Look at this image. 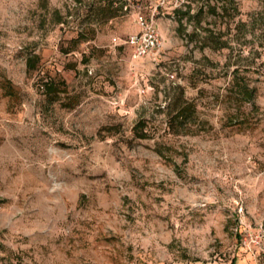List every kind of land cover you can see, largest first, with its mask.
<instances>
[{
	"label": "rangeland",
	"instance_id": "rangeland-1",
	"mask_svg": "<svg viewBox=\"0 0 264 264\" xmlns=\"http://www.w3.org/2000/svg\"><path fill=\"white\" fill-rule=\"evenodd\" d=\"M0 264H264V0H0Z\"/></svg>",
	"mask_w": 264,
	"mask_h": 264
},
{
	"label": "built area",
	"instance_id": "built-area-1",
	"mask_svg": "<svg viewBox=\"0 0 264 264\" xmlns=\"http://www.w3.org/2000/svg\"><path fill=\"white\" fill-rule=\"evenodd\" d=\"M138 24L140 31L132 35L126 44L132 48L134 58L141 59L154 55L160 49L162 39L154 17L139 15Z\"/></svg>",
	"mask_w": 264,
	"mask_h": 264
},
{
	"label": "trees",
	"instance_id": "trees-1",
	"mask_svg": "<svg viewBox=\"0 0 264 264\" xmlns=\"http://www.w3.org/2000/svg\"><path fill=\"white\" fill-rule=\"evenodd\" d=\"M35 61L32 59L28 60V67L29 69H31V67L34 66ZM240 93L243 96H247L249 99L248 100H252L254 98V92L252 89H250L249 85L246 83L240 84ZM46 89L48 91H55V85H53V83L49 82L46 84ZM196 112V108L194 106V104L192 103H185L183 104L179 109H177L176 113L172 116L171 121H172V125L173 124H179L181 123L182 125H184L187 121L190 120V118H194ZM143 128L142 126L140 128H138L136 130V135H138L139 137L143 138Z\"/></svg>",
	"mask_w": 264,
	"mask_h": 264
}]
</instances>
